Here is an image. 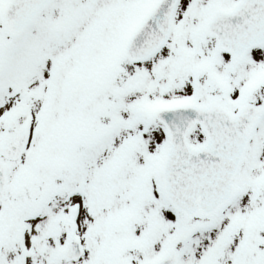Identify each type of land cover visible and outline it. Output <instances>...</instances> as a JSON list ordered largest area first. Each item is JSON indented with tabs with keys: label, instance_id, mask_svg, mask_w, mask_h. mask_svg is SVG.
<instances>
[{
	"label": "snow or ice",
	"instance_id": "6c2138e0",
	"mask_svg": "<svg viewBox=\"0 0 264 264\" xmlns=\"http://www.w3.org/2000/svg\"><path fill=\"white\" fill-rule=\"evenodd\" d=\"M0 264H264V0H0Z\"/></svg>",
	"mask_w": 264,
	"mask_h": 264
}]
</instances>
